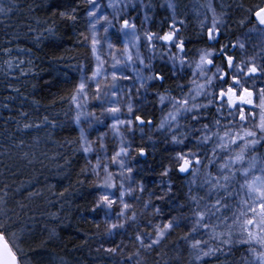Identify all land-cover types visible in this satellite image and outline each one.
Segmentation results:
<instances>
[{"label": "snow or ice", "instance_id": "obj_1", "mask_svg": "<svg viewBox=\"0 0 264 264\" xmlns=\"http://www.w3.org/2000/svg\"><path fill=\"white\" fill-rule=\"evenodd\" d=\"M14 7L16 5L0 4V14L12 13ZM51 7L56 9L54 17L73 24L77 22L78 11L83 7L87 19L88 34L82 32L80 35L90 43L95 66L90 70V75L81 76L73 94L69 96L76 110L74 123L80 127L81 150L85 154L91 153L96 143L89 140L83 125L87 123L88 127H92L104 123L95 112L87 110L88 90L93 84L92 98L100 102L101 115L111 120L105 126L119 137L118 146H114L111 155H108L105 143L107 133H100L97 140L99 152L103 155L98 152L94 165L88 161L97 192L90 211L103 216L107 233L112 235L126 226H135L136 241L141 248L149 250L162 245L172 231L184 228L187 231L182 238L191 241L192 264H207L205 258L223 252V248L208 247L205 251L202 245L206 246L207 241L195 239V234L203 230L208 232L210 239L219 240L229 249L235 243L246 245L244 264H264V156L255 155L260 148H264V49L245 58L246 44L239 37L222 44L221 37L225 35L222 29H226L227 24L222 17L217 18L211 5L208 6L213 11L211 25L201 21L196 41L205 47L194 50L187 48L191 39L181 35L185 21H177L175 15L170 17L171 23L165 19L159 31L154 32L144 27L148 21L145 11L138 28V17H133L131 13L137 11L138 7H145L146 10L152 7L151 4L143 5V0H108L106 7L111 9L110 15L105 14L101 0H58ZM167 8L174 10V5L169 3ZM237 8L244 13L236 21L237 25H251L250 32L264 35V6L245 8L241 2ZM98 25L103 27V37L98 35ZM45 31L54 33L55 29L47 28ZM111 35L122 38L123 49L119 57L113 52ZM102 40L107 42L110 68H105L108 61L102 59L98 51ZM141 47L149 53L148 56L142 55ZM237 50L241 53L240 57L235 55ZM3 51L11 53L8 48ZM157 51L161 53V59L167 55L171 67H157ZM177 68L191 76L187 85L177 82L185 78L178 75ZM128 69H131V75ZM170 80L180 89L179 96H173L172 89L166 87ZM121 81L131 83L122 87ZM250 81L251 89L248 86ZM185 87L188 88L187 93L184 92ZM199 99L206 100V103L197 102ZM157 104L161 106L158 122L147 118L148 107L155 108ZM22 115L26 116L27 113ZM178 117L190 118L191 123L181 126ZM44 119L47 121V117ZM31 127V124L24 125L25 129ZM35 127L40 128V125ZM136 131L140 132L141 145H136ZM146 135L148 140L145 142ZM208 144H212L210 153L201 152ZM156 153L160 154L159 159ZM248 153L254 155L248 159ZM137 157L144 158L146 167L141 171L148 174L156 172L161 178L158 185L160 192L150 193L143 204L144 209L152 210L153 217L163 218V222L157 224L147 221L152 228V232L147 233L150 241L147 243L144 234L139 231L134 205L127 199L140 200L141 197L135 193L137 190L145 192L143 181L137 182L134 178ZM149 157L152 163L148 162ZM111 166H116L117 170H111ZM174 178H179L181 186L188 188L186 193L177 188ZM233 182L238 184V190L232 187ZM205 189L207 203L202 206L201 201L205 200V196L199 195V191ZM213 194L217 197L214 200ZM152 197L167 204V212L154 203ZM230 199L237 200L238 212L233 214L230 218L232 224L228 225L229 217H223V212L229 208L227 201ZM3 215L7 216V213ZM220 217H223L221 223L227 227V233H217L219 225L211 222L213 218ZM11 220L9 216L8 221ZM8 221L0 219V239L5 241V234L10 233L18 242H4L0 264H44L36 250L26 251L20 246L24 243L23 236L18 237L12 231L14 223ZM234 226L239 228L238 234L233 232ZM119 248L111 247L103 251L115 254ZM134 255L136 264H140V252ZM132 259V256L128 257L129 261Z\"/></svg>", "mask_w": 264, "mask_h": 264}, {"label": "trees", "instance_id": "obj_2", "mask_svg": "<svg viewBox=\"0 0 264 264\" xmlns=\"http://www.w3.org/2000/svg\"><path fill=\"white\" fill-rule=\"evenodd\" d=\"M7 1L9 4L4 6L16 7L12 13L0 14V219L8 221L9 216L12 218L8 221L15 225L12 231L18 237L22 234L24 239L20 246L26 251L36 250L44 264H136L134 254L137 251L140 252V264H192L191 241L182 238L187 229L174 230L166 238L168 252L173 255L168 259L162 257L159 247L141 248L135 239V226H126L109 235L103 216L90 211L97 192L88 161L92 165L94 162L81 150L80 129L74 123L76 110L69 100L81 76L89 75L94 65L90 48L80 35L87 32L84 8L79 9L78 20L73 24L53 16L56 9L51 5L58 0ZM241 2L245 8L264 6V0H143V5L151 4L152 7L147 10L139 7L131 15L138 17L136 23L139 28L140 12L144 15L146 11L148 21L144 27L154 32L159 31L165 19L171 23L170 17L175 15L177 21H185L181 35L191 39L187 48L194 50L205 47L196 42L200 24L203 21L210 26L214 10L217 18L222 17L227 24V28L222 29L225 35L221 37V43L227 44L239 37L246 44L244 56L247 58L260 52V44L256 36L249 34L251 25L239 27L236 23L244 14L237 8ZM169 3L174 5V10L167 8ZM209 5L212 10H209ZM47 28H54V33L45 31ZM111 42L123 49L122 38L118 35H113ZM5 48L11 49V53L6 54L3 51ZM156 55L158 68L165 65L171 67L167 55L163 59L159 51ZM235 55L241 56L239 50ZM216 62L219 63V60ZM177 73L185 77L177 82L187 85L191 76L186 72ZM166 87L172 89L173 96L181 94L171 80ZM184 92H188L187 87ZM197 102L206 103V100L199 99ZM160 107L158 104L148 112L147 118L158 122ZM190 123L189 118L183 126ZM25 124L32 127L25 129ZM37 124L40 128L35 127ZM134 139L136 145L142 144L138 131ZM211 148L212 144H208L201 152L210 153ZM252 155L254 153H248L246 158ZM255 155L264 156V148H260ZM159 157L160 154L156 153V158ZM137 159L144 160L143 157ZM148 162H153L151 157ZM212 171L215 174V168ZM140 177L150 184L154 192H160L158 185L161 178L156 172L148 174L144 171ZM174 179L177 188L186 193L188 188L181 186L179 178ZM232 187L238 190L239 186L233 182ZM206 191H199V195L205 196L202 206L207 203ZM216 198L213 194V200ZM157 204L167 212V204L160 201ZM223 217L213 218L211 222L220 225ZM97 224L100 226L97 227ZM222 231L221 224L216 232ZM5 237L9 243L18 242L10 233H6ZM195 239L207 241L206 246L202 245L205 251L208 247L223 248V252L206 257L207 264H241L243 261V247L240 245L229 249L219 240L210 239L208 232L203 230L195 234ZM117 246L120 248L115 254L103 251ZM179 247L182 248V255L176 259L172 252ZM129 256L133 257L131 261Z\"/></svg>", "mask_w": 264, "mask_h": 264}, {"label": "rangeland", "instance_id": "obj_3", "mask_svg": "<svg viewBox=\"0 0 264 264\" xmlns=\"http://www.w3.org/2000/svg\"><path fill=\"white\" fill-rule=\"evenodd\" d=\"M0 3L2 5H5L6 3L9 4V2L7 0H0ZM101 3H102V6H104L105 14H109L110 15L111 9H108L106 7V5L108 3V0H101ZM140 13L142 15L140 20H143L145 14L143 15L142 11ZM102 24H103V22H101V25ZM101 25H98V29H99L98 35L100 37H103L105 35V33L103 32V27ZM86 34H88V32H86ZM249 34H252V36H256L257 37L256 41H258L259 44H260V48H258V49H260V51H261V49H264V35L260 34L259 32H256V31H251V32L249 31ZM112 36L113 35L110 36V39L112 38ZM87 44H88V46L90 48V43L87 42ZM98 51H99V54L101 55V58L108 61V63L105 64V68H110L111 58L108 55L109 49L107 47V42L102 40L101 44L98 45ZM121 51H122V49H120L119 47L114 45V49H113L114 54H116L119 57ZM132 51H133V53H135V49H133ZM140 51H141L142 55H144V56H148L149 55V53L145 50L144 47H141ZM93 63H94V65H93V68H94V66H95L94 58H93ZM127 71H128L129 75L132 74L131 73V69H128ZM177 71H179V68H177ZM130 83H131L130 81H121L120 82V86L125 87V86H128ZM248 86L251 89V86H252V82L251 81L249 82ZM94 88H95V85L93 84L91 86V88L88 90L89 99L87 101V104H88L87 110L95 112L97 114V116L101 117V119L104 121V123H102V124H94L92 127H88L87 123H85L83 126L86 129V132H87L89 140L93 141V142H96V143L93 144V147H94L95 150L93 152L87 154V157L89 158V160H92L94 162V164H95L96 163V156H97V154L99 152V142H98L97 138L100 135V133H102V132L107 133V136H106V139H105V143L107 145L108 155H111L114 146H118L119 137L113 135L111 130L108 127L105 126L106 124H110L111 120H110L109 117L101 115L100 102L95 100L94 98H92V92L94 91ZM157 106H158V104H157ZM157 106H155V107H157ZM153 109H154L153 107L149 106L148 107V112H151ZM224 115L227 116V113L225 112ZM178 120H179V123L181 124V126H183V124L186 122L187 119L178 117ZM222 123H223V121H222ZM257 123H258V121H257ZM249 127H251V121H249ZM79 129H80V127H79ZM147 131L148 130L146 128L145 132H147ZM153 138L156 139L155 136ZM160 139L162 140L163 138L161 137ZM144 140H145V142L148 140L147 135L144 137ZM135 142H136V140H135ZM161 146H163V145H161ZM99 154L103 155L102 152H99ZM137 161H138V164L135 165L137 167V171L135 173V177L134 178H135V180L137 182H140L142 180V178L140 176H142V172H144V171H141L140 169L141 168H145L146 165L144 164V160L137 159ZM111 170L116 171L117 170L116 166H111ZM143 184L145 186V192L144 193H140L137 190V192L135 193L136 196H140L141 197L140 200H135L132 197H128L127 199H128L129 203L134 205V209L137 212V220H138V223H139V231L142 234H144V239H145V242L147 243V242H150L148 240L147 233H151L152 232V228L147 225V221L151 220L153 222V224H157V223H162L163 222V218L162 217H153L151 209H144L143 208L144 202L149 199V194L154 192L153 189L150 187V184H147L145 181H143ZM133 186L135 187V185H133ZM238 199H239V197H237V200ZM152 200H153L154 203L157 204V201L155 200V197H152ZM237 200H234V201L233 200L231 201V199L228 200L229 201L228 202L229 208L227 210H225V217H229V219L227 221L228 225L232 224V220L230 218L233 216V214L238 212ZM114 218L115 217H113V219ZM103 222H104V218H103ZM219 224L220 225L222 224V227L224 228V231H222V232H224V233L226 232L227 233V231H228L227 227L221 222ZM220 225H219V227H220ZM239 231H240L239 228L234 226L233 232L235 234H238ZM122 239H124V236H123V238H121V241H123ZM233 239L234 240L236 239L235 235H234ZM165 241H166V239L163 241L162 245L156 246V247L161 248V252L163 253V255H162L163 258L168 257V259H171L173 257V255L171 256L170 252H168V245H166ZM234 245H240V244L239 243H235ZM240 246L243 247L241 255L243 257H245L247 255V246L246 245H240ZM172 253L174 254L176 259H180L181 255H182V248L179 247L177 250L173 251ZM241 264H244V260L242 261Z\"/></svg>", "mask_w": 264, "mask_h": 264}, {"label": "water", "instance_id": "obj_4", "mask_svg": "<svg viewBox=\"0 0 264 264\" xmlns=\"http://www.w3.org/2000/svg\"><path fill=\"white\" fill-rule=\"evenodd\" d=\"M4 242H8L6 238H5V241L0 239V255H3L4 253Z\"/></svg>", "mask_w": 264, "mask_h": 264}]
</instances>
